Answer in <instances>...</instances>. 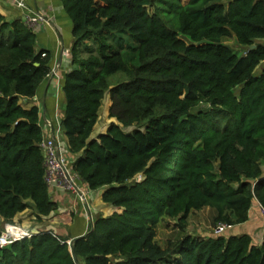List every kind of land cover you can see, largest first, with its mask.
Listing matches in <instances>:
<instances>
[{
    "label": "trees",
    "instance_id": "1",
    "mask_svg": "<svg viewBox=\"0 0 264 264\" xmlns=\"http://www.w3.org/2000/svg\"><path fill=\"white\" fill-rule=\"evenodd\" d=\"M60 1L72 20L64 153L120 210L73 239L43 230L13 241L0 247V264H264V240L229 228L156 240L164 218L183 231L192 211L209 207L214 225L233 226L254 202L264 207V66L254 73L264 61V0ZM50 59L31 27L0 14L3 222L26 208L41 220L58 207L44 179L39 108L20 103L36 94ZM116 72L125 79L111 84ZM106 92L117 123L90 138Z\"/></svg>",
    "mask_w": 264,
    "mask_h": 264
},
{
    "label": "crops",
    "instance_id": "2",
    "mask_svg": "<svg viewBox=\"0 0 264 264\" xmlns=\"http://www.w3.org/2000/svg\"><path fill=\"white\" fill-rule=\"evenodd\" d=\"M25 3L27 9H20L16 7L14 0H0V14L7 20L19 18L22 21H24L25 13L39 12L43 15L44 13L48 15L50 23H38L33 27V30L36 34V49L51 51L50 69L56 66L57 75L49 73L46 79L38 86L36 94L32 98L20 99V102L27 103L26 107L34 104L39 108L42 135L48 136L55 125L56 113H59L60 116L62 114L63 92L61 91V81L63 73L71 67L69 50L72 43V20L68 13L64 11L60 0H25ZM259 42L264 43V39L259 40ZM263 66L264 61L259 65V73ZM61 138L62 142L65 143L66 138L63 134ZM102 192L103 188L90 189L87 195L88 214L92 221L98 215L105 217L114 211L120 210L103 202L101 199ZM49 193L58 207L48 215L42 216L41 220L35 221V227L72 239L85 234L90 228V222H88L87 215L76 197L57 187H49ZM205 208H207L212 219L215 214L214 210L209 207ZM28 209L32 218H35L33 210L26 208L22 212L17 213L13 217L12 222L19 221L21 226L27 227V220L22 218L26 216ZM0 220L2 219L0 218ZM240 233L250 234L253 243L256 245L264 240V218L258 211V202L252 204L247 221L230 226L226 235Z\"/></svg>",
    "mask_w": 264,
    "mask_h": 264
},
{
    "label": "built area",
    "instance_id": "3",
    "mask_svg": "<svg viewBox=\"0 0 264 264\" xmlns=\"http://www.w3.org/2000/svg\"><path fill=\"white\" fill-rule=\"evenodd\" d=\"M17 8L27 9L25 0H14ZM26 25L33 27L38 23H50V21L41 13H25L24 21ZM41 55H45L42 52ZM50 74L57 75L56 66L50 69ZM61 117L59 113L55 116V125L48 136H43L39 146L43 153L44 179L49 187H57L64 192L73 194L82 205L88 222L92 219L88 214L87 195L89 188L83 183L79 176L72 171L68 157L64 153V143L62 142V129L60 123ZM258 211L264 218V207L258 203ZM230 226L227 223L219 222L213 228L214 234H221ZM35 232H31L28 228L15 224L14 222H5L3 229L0 230V247H3L13 241L20 240L24 237H30ZM55 235L54 232H51ZM70 244V241H67Z\"/></svg>",
    "mask_w": 264,
    "mask_h": 264
},
{
    "label": "rangeland",
    "instance_id": "4",
    "mask_svg": "<svg viewBox=\"0 0 264 264\" xmlns=\"http://www.w3.org/2000/svg\"><path fill=\"white\" fill-rule=\"evenodd\" d=\"M187 0H180L181 3L186 2ZM156 8V3L153 6L149 7V11L153 12ZM44 16L48 19V15L44 13ZM224 43L228 45L231 49H233L238 54L242 53V47L236 42L235 38H227L224 40ZM48 52L51 55V51L48 50ZM259 66L255 68L254 73L259 74ZM109 82L111 84H116L118 82H121L125 79V75L122 72H116L109 76ZM24 107H26L27 103L20 102ZM30 104V103H29ZM111 104L110 95L108 92L105 93L104 98L102 100V104L98 111V120L93 128V131L91 133L90 137H97L99 133H102L107 125L111 122L117 123L116 119L114 117L108 116V110L109 106ZM61 117V116H60ZM134 126H130L127 128H124V130H131ZM142 178V174L139 173L135 176L136 180H140ZM212 209V208H211ZM214 210V209H213ZM28 209L26 212V216L22 218L23 220H27V227L31 232L39 233L40 231H43V229H39L38 227H35V221H37L35 218H32L31 212ZM207 208H204L200 211H192L188 217H187V223L185 230H180L179 227L176 224L175 219H167L164 218L160 221V223L157 226L156 229V240L161 245H166L168 239H177L181 236H183L185 233L191 234V235H210L213 231L214 224L212 223V219L209 215ZM21 221V219H20ZM15 224H19V221H13ZM5 222L0 220V230L3 229ZM91 224V223H90ZM21 225V224H19ZM38 230V231H34ZM70 241V240H68ZM71 243V241H70Z\"/></svg>",
    "mask_w": 264,
    "mask_h": 264
},
{
    "label": "water",
    "instance_id": "5",
    "mask_svg": "<svg viewBox=\"0 0 264 264\" xmlns=\"http://www.w3.org/2000/svg\"><path fill=\"white\" fill-rule=\"evenodd\" d=\"M255 47V44H252V45H250V49H252V48H254Z\"/></svg>",
    "mask_w": 264,
    "mask_h": 264
}]
</instances>
